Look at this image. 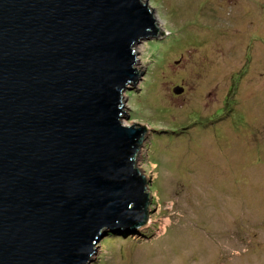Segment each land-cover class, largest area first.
Returning a JSON list of instances; mask_svg holds the SVG:
<instances>
[{
  "label": "water",
  "instance_id": "water-1",
  "mask_svg": "<svg viewBox=\"0 0 264 264\" xmlns=\"http://www.w3.org/2000/svg\"><path fill=\"white\" fill-rule=\"evenodd\" d=\"M157 34L147 0H0V264H90L148 220L123 94Z\"/></svg>",
  "mask_w": 264,
  "mask_h": 264
},
{
  "label": "rangeland",
  "instance_id": "rangeland-1",
  "mask_svg": "<svg viewBox=\"0 0 264 264\" xmlns=\"http://www.w3.org/2000/svg\"><path fill=\"white\" fill-rule=\"evenodd\" d=\"M147 1L166 34L135 47L122 123L146 128L148 220L90 264H264V0Z\"/></svg>",
  "mask_w": 264,
  "mask_h": 264
},
{
  "label": "bare ground",
  "instance_id": "bare-ground-1",
  "mask_svg": "<svg viewBox=\"0 0 264 264\" xmlns=\"http://www.w3.org/2000/svg\"><path fill=\"white\" fill-rule=\"evenodd\" d=\"M160 21L156 18V23L158 24ZM161 28V27H160ZM140 71V70H139ZM125 126H127V125H125Z\"/></svg>",
  "mask_w": 264,
  "mask_h": 264
}]
</instances>
